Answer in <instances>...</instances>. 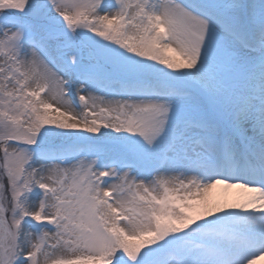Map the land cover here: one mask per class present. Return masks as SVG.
I'll list each match as a JSON object with an SVG mask.
<instances>
[{
	"label": "snow or ice",
	"instance_id": "6c2138e0",
	"mask_svg": "<svg viewBox=\"0 0 264 264\" xmlns=\"http://www.w3.org/2000/svg\"><path fill=\"white\" fill-rule=\"evenodd\" d=\"M261 261L264 0H0V264Z\"/></svg>",
	"mask_w": 264,
	"mask_h": 264
},
{
	"label": "bare ground",
	"instance_id": "6f19581e",
	"mask_svg": "<svg viewBox=\"0 0 264 264\" xmlns=\"http://www.w3.org/2000/svg\"><path fill=\"white\" fill-rule=\"evenodd\" d=\"M223 194H224V190L221 188H218V189L214 190V192H213V195H215V196H221ZM235 194H236L235 190H229V192H228V195L230 197H234ZM259 264H264V261L259 262Z\"/></svg>",
	"mask_w": 264,
	"mask_h": 264
}]
</instances>
